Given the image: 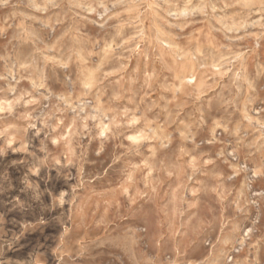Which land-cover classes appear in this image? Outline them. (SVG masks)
<instances>
[{
    "label": "rangeland",
    "instance_id": "374dc122",
    "mask_svg": "<svg viewBox=\"0 0 264 264\" xmlns=\"http://www.w3.org/2000/svg\"><path fill=\"white\" fill-rule=\"evenodd\" d=\"M0 264H264V0H0Z\"/></svg>",
    "mask_w": 264,
    "mask_h": 264
}]
</instances>
